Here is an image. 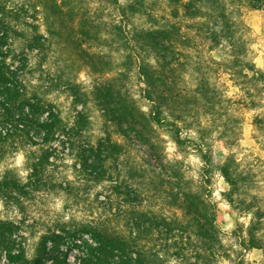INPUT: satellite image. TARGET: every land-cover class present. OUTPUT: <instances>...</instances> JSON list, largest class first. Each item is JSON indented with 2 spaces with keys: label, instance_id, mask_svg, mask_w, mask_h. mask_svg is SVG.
Segmentation results:
<instances>
[{
  "label": "rangeland",
  "instance_id": "1",
  "mask_svg": "<svg viewBox=\"0 0 264 264\" xmlns=\"http://www.w3.org/2000/svg\"><path fill=\"white\" fill-rule=\"evenodd\" d=\"M5 1L9 7L22 5L28 9L30 25L17 24L18 32L13 34L18 58L25 60L20 76L25 97L51 105L57 114V128L66 126L77 131L67 143L51 149L49 159L43 161L39 174L31 179L32 167L42 160L47 147L31 145L32 129L25 125L27 121L21 112L17 117L0 107V181L11 179L20 184L37 181L27 197H16L11 190L0 193V220L16 225L14 236L22 242L26 258L40 254L44 258L64 256L71 262L80 258L84 244L74 235L78 229L99 225L105 218L111 220L112 226L117 223L121 203L120 200L106 203L104 196L112 186L107 175L128 183V174L135 166L140 174L141 167L145 168L148 175L143 183L139 176L137 180L141 207L166 216H182V209L169 203L167 192L171 184L158 178L159 173L164 175L168 171L158 163H143V150L121 134L106 113L97 90L108 85L116 100L132 99L142 110L149 111L150 102L142 95L144 84L138 66L143 61L154 64L155 54L141 32L174 23L189 37L190 47L181 48L185 66L176 72L175 81L177 86L188 89L182 103L185 120L192 125L190 129L181 128L182 145L174 142L169 129L157 128L160 147L167 158L162 164L169 169L179 166L184 183L190 181L195 188L203 182L205 173L201 151L213 154L206 174L210 199L216 204V224L222 244L216 262L236 264L241 260L242 264H264L263 250L245 251L240 244L252 213L241 211L226 200L223 192L229 186L216 168L226 154L233 153L247 177V188L236 200H252L264 209V80L258 74L252 77V72L246 70L247 76L231 75L232 71L219 64L230 58V44L227 40L210 42L192 26L196 20L185 15L184 4L188 0ZM218 2L224 5L233 22L237 50L264 72V0ZM38 34L43 38L30 41ZM27 44L35 45L34 50H22ZM201 78L211 89L208 100L195 98L189 91ZM66 84L79 87L74 89L84 102L81 104L85 118L83 123L78 122L81 128L75 123V110L81 104L72 102ZM106 137L124 143L128 152L115 162L103 163L105 174L92 180L82 175L83 156L88 146ZM52 234L57 235L55 241L48 240L42 245L44 237ZM258 234L264 242V224ZM82 237L87 235L83 233ZM2 264H6L4 259ZM168 264L178 263L169 257Z\"/></svg>",
  "mask_w": 264,
  "mask_h": 264
},
{
  "label": "trees",
  "instance_id": "2",
  "mask_svg": "<svg viewBox=\"0 0 264 264\" xmlns=\"http://www.w3.org/2000/svg\"><path fill=\"white\" fill-rule=\"evenodd\" d=\"M184 7L185 15L196 20L192 26L203 32L210 42L219 43L221 40L229 42L230 58L223 63L213 60L214 62L232 71L231 75L247 76L244 72L246 70L252 72V77L258 74L264 80V72L237 50L234 42V25L223 4L220 5L218 0H188ZM27 10V7L22 5L9 7L5 0H0V107L6 112H13L17 117L21 112L25 122H28L25 125L32 129L30 136L34 137L31 145L46 146L49 149V151L45 149L42 160L33 165L32 179L39 174L43 161L49 159L51 149L58 144L67 143L73 132L77 131L66 126L57 128L55 126L58 122L57 114L51 105L46 106L38 99L25 97L20 77L25 60L18 58L19 52H16V47L13 46V34L18 32L17 24L30 25ZM32 27L37 28L34 24ZM141 34L146 45L155 54L154 64L143 61L138 66L144 84L142 95L150 102L149 111L142 110L132 99L127 102L118 98L117 101L112 88L108 85L96 89L100 92L99 97L106 113L111 115V120L118 125L121 134L143 150V163L146 165L158 163L162 169L168 171L164 175L159 173L158 178L161 182L168 181V184H171L167 192L169 203L174 208H181L182 216L179 217L177 214L166 216L141 207L137 180L139 176L143 183L148 175L145 168L141 167L140 174V169L137 171L135 166V170L128 174L129 180L128 183L124 182L125 184L107 175L112 186L104 196L106 203L110 205L116 200H120L121 203L117 212V223L112 226L111 220L105 218L99 225L78 229L74 235L84 244L80 258L72 262L64 256L44 258L43 254L35 258H26L22 242L14 236L16 225L0 220V264L3 259L6 264H168L169 257L174 258L178 264H219L216 258L222 244L216 224V204L210 199L211 191L207 186L206 174L210 171L213 154L208 150L201 151L204 179L194 188L190 181L184 183L185 179L179 166L169 169L162 164V160L167 158L164 149L160 147L156 132L159 127L167 128L172 132L174 142L182 145L184 139L180 136L181 128L190 129L192 125L185 120L182 103V99L188 96V89L177 86L175 81L176 72L185 66L184 52L181 48L190 47L189 37L174 23L143 30ZM33 38L41 39L43 36L33 35L30 41ZM24 40L27 39L24 37ZM34 47L35 45L27 44L22 50L32 51ZM236 67L241 69L236 72L233 70ZM75 86L79 88L76 84H66L72 102L75 105L84 104L77 95ZM210 90L204 78H201L194 88L189 89L193 97L206 100L209 99ZM21 96L22 100H18ZM83 104L81 108L75 110L77 124L79 121L83 123L85 118ZM85 151L82 175L96 180L105 174L103 163L117 161L120 155L128 152V149L124 143L106 137L96 145L88 146ZM216 168L229 186V189L223 192L226 200L239 210L252 213L250 223L245 229V236L240 238V244L245 251L253 248L264 251V242L258 234L264 224V209L252 200L248 202L245 199L236 200L243 189L247 188L245 186L247 177L239 169L233 153L226 154L222 161L217 162ZM36 182L30 180L20 184L16 180L4 179L0 181V193L11 190L16 197H27ZM160 191L166 192L162 188ZM83 233L87 238H80ZM55 237L56 234L44 237L42 245L48 240L55 241ZM2 256L5 258H1ZM236 264H242L241 260Z\"/></svg>",
  "mask_w": 264,
  "mask_h": 264
}]
</instances>
